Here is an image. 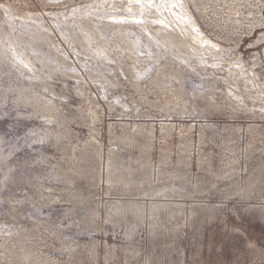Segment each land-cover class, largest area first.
<instances>
[{
  "label": "rangeland",
  "instance_id": "1",
  "mask_svg": "<svg viewBox=\"0 0 264 264\" xmlns=\"http://www.w3.org/2000/svg\"><path fill=\"white\" fill-rule=\"evenodd\" d=\"M0 264H264V0H0Z\"/></svg>",
  "mask_w": 264,
  "mask_h": 264
}]
</instances>
